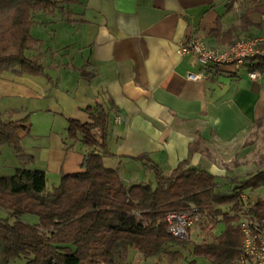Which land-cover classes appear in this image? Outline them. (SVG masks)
<instances>
[{
    "label": "crops",
    "instance_id": "0c3cea01",
    "mask_svg": "<svg viewBox=\"0 0 264 264\" xmlns=\"http://www.w3.org/2000/svg\"><path fill=\"white\" fill-rule=\"evenodd\" d=\"M56 1L63 7L35 15L39 43L27 52L44 73H0V113L28 116L18 129L27 157L1 146V175L43 170L49 190L62 174L82 171L86 146L67 138V121L90 123L85 108L96 102L110 113L104 164L127 185L153 174L136 159L141 154L163 175L183 160L217 178L264 166L253 140L264 125V73L251 79L246 61L210 65L205 78L190 80L201 67L193 55L177 54L190 36L212 49L251 37L264 46V12L253 10L264 0Z\"/></svg>",
    "mask_w": 264,
    "mask_h": 264
},
{
    "label": "trees",
    "instance_id": "16d2710c",
    "mask_svg": "<svg viewBox=\"0 0 264 264\" xmlns=\"http://www.w3.org/2000/svg\"><path fill=\"white\" fill-rule=\"evenodd\" d=\"M60 3L0 0V73H44L39 57L27 55L39 43L31 28L35 15L52 13L63 7ZM253 10L264 12V4L258 2ZM246 61L249 71L264 73V55ZM85 112L90 123L68 119L66 129L68 139L86 146L82 171L62 174L49 190L43 170L21 167L10 175L0 174V209L8 214L0 217V264L16 259L24 264H132L135 254L144 261H156L165 253L171 255V264H180V249L188 252L189 264H197L196 258L206 264H237L242 234L232 213L236 196L246 188H264V166L243 179L231 177V185L223 188L216 176L189 166L188 160L163 175L141 154L136 159L154 174L156 184L127 185L103 160L108 154L109 110L96 102L86 106ZM15 114V110L0 113V148L8 145L15 157L24 159L18 129L28 116L17 120ZM192 206L202 215L201 237L172 236L166 215ZM262 209L264 197L260 195L257 210ZM219 221L225 226L217 233Z\"/></svg>",
    "mask_w": 264,
    "mask_h": 264
},
{
    "label": "built area",
    "instance_id": "2783aa9c",
    "mask_svg": "<svg viewBox=\"0 0 264 264\" xmlns=\"http://www.w3.org/2000/svg\"><path fill=\"white\" fill-rule=\"evenodd\" d=\"M262 40L258 37L239 39L224 49L209 48L204 42L190 36L179 43L177 54L182 56L191 54L201 67L198 72L188 73L186 78L200 80L205 78L203 70L210 65L234 64L244 65L246 60L255 55H264ZM251 79H258V71H249ZM120 121L115 116L114 123ZM260 195L254 191H240L236 196V211L232 212L238 219V227L242 234L241 253L237 264H264V209L257 210ZM202 218L201 213L194 206L183 212H170L166 215L168 231L179 239H188L191 228L197 226Z\"/></svg>",
    "mask_w": 264,
    "mask_h": 264
},
{
    "label": "rangeland",
    "instance_id": "374dc122",
    "mask_svg": "<svg viewBox=\"0 0 264 264\" xmlns=\"http://www.w3.org/2000/svg\"><path fill=\"white\" fill-rule=\"evenodd\" d=\"M72 9L71 5H66L65 6V10L68 11ZM253 140L255 141L256 145H257V149H258V155L259 156H264V125H258L257 127H255L254 133H253ZM262 161H264V159H262ZM260 169V166L255 168L252 172L256 171ZM1 173H7V170H4V168H1L0 170ZM246 175H240L237 176L240 179H243ZM234 177L232 174L226 176L225 178H217V181L219 183H221V187L223 188H228L231 185L230 182V178ZM147 182H150L152 186H155L156 184V180L153 174L148 175L146 178ZM47 187H51V180L49 179L46 182ZM246 192H251L254 191L257 194L262 195V197H264V188H256V189H250V188H246L245 189ZM0 217L6 218L8 217V214L6 211L1 210L0 209ZM24 219L29 221V222H34L35 218L32 216H24ZM224 222L223 221H219L216 225V232L220 233L223 229H224ZM202 234V230L200 229V225H197L193 228H191L190 230V237L192 239H198L201 237ZM179 259H180V264H189V258L188 256V252L185 250H181L179 251ZM130 262L132 264H171L172 262V258L171 255L169 253H165L161 256L160 259L156 260V261H144L142 259V257L138 254H135L132 256V258L130 259ZM196 262L197 264H206V262L203 259L200 258H196ZM10 264H24V261L22 259H16L10 262ZM190 264H194V263H190Z\"/></svg>",
    "mask_w": 264,
    "mask_h": 264
}]
</instances>
